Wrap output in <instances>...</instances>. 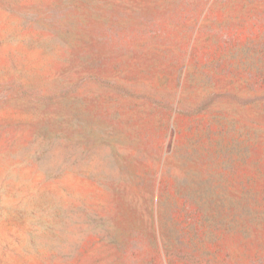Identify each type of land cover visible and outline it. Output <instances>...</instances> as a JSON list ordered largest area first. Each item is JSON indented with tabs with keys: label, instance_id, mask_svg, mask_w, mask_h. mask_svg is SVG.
Returning <instances> with one entry per match:
<instances>
[{
	"label": "rangeland",
	"instance_id": "obj_1",
	"mask_svg": "<svg viewBox=\"0 0 264 264\" xmlns=\"http://www.w3.org/2000/svg\"><path fill=\"white\" fill-rule=\"evenodd\" d=\"M0 264H264V0H0Z\"/></svg>",
	"mask_w": 264,
	"mask_h": 264
}]
</instances>
